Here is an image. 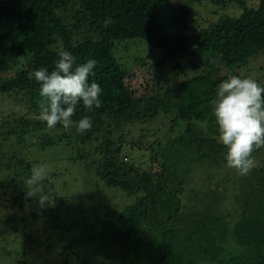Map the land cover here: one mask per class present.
Wrapping results in <instances>:
<instances>
[{
    "label": "trees",
    "instance_id": "trees-1",
    "mask_svg": "<svg viewBox=\"0 0 264 264\" xmlns=\"http://www.w3.org/2000/svg\"><path fill=\"white\" fill-rule=\"evenodd\" d=\"M192 3L215 8V15L232 8L238 14L193 25ZM172 4L0 0V145H13L0 156L8 179L0 206L11 210L8 221L19 217L12 232L22 244L48 246L31 230L36 222L50 240L58 238L55 264H105L76 252L95 243H110L118 264H264V147L253 152L256 166L247 176L229 168L212 104L234 65L264 52V0ZM107 19L113 23L105 27ZM135 40L149 46L147 57L136 58L143 69L114 56L118 42ZM60 41L77 64L97 61L89 83L100 85L101 105L89 111L80 103L72 117L91 118L83 134L59 124L48 129L38 119L40 85L30 74L55 68ZM162 73L183 80L162 88ZM33 148L85 161L94 190L115 189L120 202L111 196L97 204L85 180L83 192L62 196L55 174L43 181L46 200L19 193L17 171L23 167L30 177L37 165ZM230 197L232 212L225 210ZM14 264L28 263L18 255Z\"/></svg>",
    "mask_w": 264,
    "mask_h": 264
},
{
    "label": "clouds",
    "instance_id": "clouds-1",
    "mask_svg": "<svg viewBox=\"0 0 264 264\" xmlns=\"http://www.w3.org/2000/svg\"><path fill=\"white\" fill-rule=\"evenodd\" d=\"M111 23L113 21L107 19L104 26ZM53 50L58 56L55 68L50 72L40 68L30 74V78L40 85L42 99L38 119L46 122L48 129L59 124L65 130L75 128L83 134L91 130V118L84 116L74 121L72 117L80 103L89 111L101 105L100 85L89 83L97 61L89 59L77 64L76 57L64 48L62 41ZM212 104L219 141L227 148V166L236 169L241 176H247L256 166L253 152L264 147V86L251 77L229 76L217 85ZM48 173L45 164L33 167L25 181L30 195L48 198L43 193V181Z\"/></svg>",
    "mask_w": 264,
    "mask_h": 264
},
{
    "label": "rangeland",
    "instance_id": "rangeland-1",
    "mask_svg": "<svg viewBox=\"0 0 264 264\" xmlns=\"http://www.w3.org/2000/svg\"><path fill=\"white\" fill-rule=\"evenodd\" d=\"M257 0H249V2L256 3ZM173 8H177L178 5L183 6V0H181V3H179V0H172ZM187 6L190 9L191 13V19L195 23L193 25L203 26L206 27L211 22H215L222 13L224 14H238L237 8H232L231 11L229 9H225L221 11V9L217 10L218 13L215 15L213 14V10L215 8H211L207 5H199L196 3L187 4ZM192 22V23H193ZM148 44L146 42L142 41H121L118 42L114 49V56L116 58H119L122 60L125 64L129 63L130 67L133 65H136L137 67H140L139 64L135 63L136 58H144L149 55L148 50ZM164 67L168 66V62L164 64ZM162 67L159 72L167 71L165 68ZM139 69H143L140 67ZM225 71L229 72L228 69L222 70V75H225ZM230 72L234 74H228V77L231 75L240 76L241 78L251 77L257 82L263 86L264 85V52L256 54L255 56L249 58L246 62L242 64H236L234 67L230 70ZM168 73V71H167ZM169 75H172L168 73ZM169 76L162 73V76L160 75L159 78V84L160 87L166 88L171 87L172 85L176 84L179 81H182L183 78H177L175 79H166ZM138 79V78H137ZM145 82V81H143ZM6 113V112H5ZM4 142V146H5ZM1 144V143H0ZM6 145H9V143H6ZM0 145V156H2L3 153H6L9 155L11 154V150H13V145H10L9 149L7 147H4ZM134 150H137L135 148ZM129 150L127 151H134ZM8 155V156H9ZM30 158L34 160V162H37V165L45 164L48 166L49 173L48 175L55 174L58 177V185L57 189L58 192L62 196H74L75 193L83 192L85 189V181L88 185V190L91 196L97 198V204H100V197L102 198H115L114 202H120V195L117 197L115 195V189L109 188V187H103L102 184H100V191L97 193L92 184L91 177L88 172H85L83 169H86L84 167V162L81 161V163L75 162V160L72 158V156L69 158L65 157V154L63 152H60L59 149L53 148V149H46L45 151L41 152L37 149L32 150L30 152ZM35 167V165L33 166ZM32 167V168H33ZM20 176V180L18 182V192L23 193L26 190H29L26 186V180L29 178V174L24 170L23 167L19 168L17 171ZM202 174V173H201ZM203 175V174H202ZM225 176V175H224ZM85 180V181H84ZM218 181L217 178L213 180V183ZM8 182L7 175L5 173L0 174V188L3 185H6ZM48 189V187H47ZM44 192V190H43ZM27 194V193H25ZM229 192V196H230ZM9 194H7L5 197L9 198ZM232 196V194H231ZM4 195L1 192L0 189V203L2 201V198ZM25 200V196H23ZM38 198L41 199L39 196ZM27 199V197H26ZM122 199V198H121ZM231 197L228 200L229 207L225 208L228 212H232L233 209V203L231 201ZM44 199H41V202ZM112 203V202H111ZM10 208V206H9ZM26 209V208H25ZM12 212L8 208H3L0 206V264H14V257L18 255H22L25 257V260L28 264H55L56 257L54 254H57L60 252V244L58 242V238L54 237L52 240L49 238L50 233L48 232L45 225L42 223V226L40 222L33 223L34 226L31 230H33V233L35 236L39 237L40 241H45L46 244H38L35 242H30L28 244H22L20 242L19 235L15 232H12L13 227L17 225H22L19 217L17 216V221L12 219L11 221H8V215H10ZM110 244V243H109ZM105 243H101V245L91 246V245H84L82 248L77 249L76 252L80 254L81 257H87L92 259H97L98 261H103V263L107 264H118V259L116 260V257L114 255V247L111 245Z\"/></svg>",
    "mask_w": 264,
    "mask_h": 264
}]
</instances>
